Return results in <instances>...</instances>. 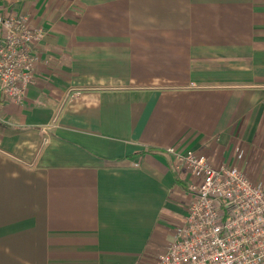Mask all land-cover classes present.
Here are the masks:
<instances>
[{
    "label": "crops",
    "instance_id": "1",
    "mask_svg": "<svg viewBox=\"0 0 264 264\" xmlns=\"http://www.w3.org/2000/svg\"><path fill=\"white\" fill-rule=\"evenodd\" d=\"M15 9L47 35L25 101L0 106V264H152L190 201L167 148L258 167L264 0Z\"/></svg>",
    "mask_w": 264,
    "mask_h": 264
},
{
    "label": "built area",
    "instance_id": "2",
    "mask_svg": "<svg viewBox=\"0 0 264 264\" xmlns=\"http://www.w3.org/2000/svg\"><path fill=\"white\" fill-rule=\"evenodd\" d=\"M0 0V106L23 103L47 31ZM189 175L190 201L173 238L152 264H264V185L236 164L214 166L204 152L167 148Z\"/></svg>",
    "mask_w": 264,
    "mask_h": 264
},
{
    "label": "rangeland",
    "instance_id": "3",
    "mask_svg": "<svg viewBox=\"0 0 264 264\" xmlns=\"http://www.w3.org/2000/svg\"><path fill=\"white\" fill-rule=\"evenodd\" d=\"M260 149H262V148H260ZM260 155L262 156V160L259 159L256 162V164H258V167H253V164H255V163H253V164L249 163V165H248L249 168H247L244 171L253 180L261 181L263 183V185H264V148H263V151H262V153ZM236 165H238V164H236ZM254 166H256V165H254ZM257 171H258V174L256 173Z\"/></svg>",
    "mask_w": 264,
    "mask_h": 264
}]
</instances>
